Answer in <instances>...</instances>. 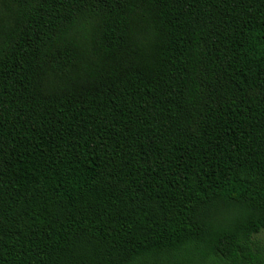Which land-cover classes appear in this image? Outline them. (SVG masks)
I'll return each mask as SVG.
<instances>
[{
    "label": "trees",
    "instance_id": "16d2710c",
    "mask_svg": "<svg viewBox=\"0 0 264 264\" xmlns=\"http://www.w3.org/2000/svg\"><path fill=\"white\" fill-rule=\"evenodd\" d=\"M0 264H264V0H0Z\"/></svg>",
    "mask_w": 264,
    "mask_h": 264
}]
</instances>
